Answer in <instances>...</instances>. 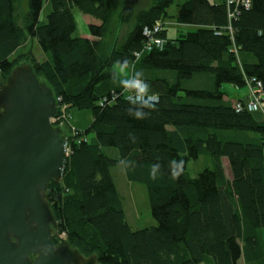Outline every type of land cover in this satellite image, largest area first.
Returning <instances> with one entry per match:
<instances>
[{"label": "trees", "instance_id": "trees-1", "mask_svg": "<svg viewBox=\"0 0 264 264\" xmlns=\"http://www.w3.org/2000/svg\"><path fill=\"white\" fill-rule=\"evenodd\" d=\"M26 1L22 27L16 0H0V77L19 66L13 55L24 42L35 40L44 58L24 59L57 112L91 115L87 128L64 139L62 178L47 185L53 244L63 238L97 264H264V118L247 109L243 95L229 94L248 84L264 90V0L246 7L184 0L173 19L195 29L172 38L165 25L153 30L173 0H153L108 54L102 38L110 16L119 11L128 20L130 0ZM75 10L100 22L88 26V38L76 34ZM145 29L162 46L145 50ZM117 60L143 72L159 96L148 118L128 114L124 90L111 78ZM201 156L211 167L192 178L187 165ZM171 160L184 162L177 180L169 175ZM131 161L134 169L122 168ZM153 163L164 172L156 181L149 179ZM114 168L145 187L154 225L130 226Z\"/></svg>", "mask_w": 264, "mask_h": 264}, {"label": "water", "instance_id": "water-1", "mask_svg": "<svg viewBox=\"0 0 264 264\" xmlns=\"http://www.w3.org/2000/svg\"><path fill=\"white\" fill-rule=\"evenodd\" d=\"M56 115L51 91L27 62L0 80V264H97L63 238L52 242L47 185L61 180L67 157Z\"/></svg>", "mask_w": 264, "mask_h": 264}, {"label": "rangeland", "instance_id": "rangeland-1", "mask_svg": "<svg viewBox=\"0 0 264 264\" xmlns=\"http://www.w3.org/2000/svg\"><path fill=\"white\" fill-rule=\"evenodd\" d=\"M184 0H173L171 8L175 9L176 6L180 5ZM212 2L218 3L219 0H211ZM17 2V21L20 26L24 27L25 17L27 14V1L26 0H16ZM153 0H130V5L132 8L131 15L125 20V18H120L119 11H116L110 16L109 22L106 26L105 35L102 38L103 42V51L105 54H108L113 47H120L124 44L129 33L135 27L137 22V17L139 12L148 9ZM172 9V10H173ZM75 22H76V34L84 37L88 35V26L95 25L99 26L100 22L89 15H83L82 13L75 10L74 12ZM174 15H171L170 9L168 17L164 21L166 35L170 38L176 37L181 33H186L188 30L195 29L193 26L184 27L183 25H178L174 21ZM44 17H40V21H44ZM184 28V29H183ZM25 56H32L35 60H42L44 58L43 53L41 52L37 42L32 39H27L22 47H20L13 55L14 59H19L21 61L27 62V59H24ZM29 63V62H27ZM131 74V71L129 72ZM2 77H0V80ZM227 87V86H226ZM231 95L237 94V97L243 95V97H251L256 95L261 91L246 87L243 90H233L230 88L229 91ZM125 98L128 97L129 93L123 91ZM78 112H87V113H78ZM260 118H264V105L263 113L256 112ZM65 118L55 121L52 125L54 128L60 131L62 138L66 139L71 136H76L81 130H84L88 127L91 121V115L89 111H77L71 110L68 112V109H65ZM81 114H87L82 115ZM211 160L208 157L201 156L197 161H190L187 165L189 175L193 178L198 173L203 171L205 168L211 167ZM225 169L227 170V164L223 162ZM228 171V170H227ZM116 186L119 193L124 199V210L128 223L134 229H141L149 227L155 224L154 220L150 215V210L147 201L146 190L143 185L130 183L126 181L123 171L120 168H114L112 170ZM93 258V256H90Z\"/></svg>", "mask_w": 264, "mask_h": 264}, {"label": "clouds", "instance_id": "clouds-1", "mask_svg": "<svg viewBox=\"0 0 264 264\" xmlns=\"http://www.w3.org/2000/svg\"><path fill=\"white\" fill-rule=\"evenodd\" d=\"M131 71V74L129 72ZM112 80L116 83L122 90L129 93L127 100L131 107L127 109L128 114L135 119L143 120L148 118L151 111L156 109V105L159 102V96L151 92V85L144 78V74L141 71H136L131 69V66L127 60L119 61L117 60L113 65ZM147 109L148 111H145ZM130 138L135 143V137L130 133ZM159 159V157H157ZM124 160L121 159L118 162V166ZM182 160H171L169 162V175L173 180L179 179L183 174ZM136 166L135 161H131V165L127 167H122L125 170L134 169ZM164 175L162 170V165L160 163H153L149 170V179L156 181Z\"/></svg>", "mask_w": 264, "mask_h": 264}, {"label": "built area", "instance_id": "built-area-1", "mask_svg": "<svg viewBox=\"0 0 264 264\" xmlns=\"http://www.w3.org/2000/svg\"><path fill=\"white\" fill-rule=\"evenodd\" d=\"M227 4H233V3H240L242 5H244L245 7L248 6V0H226L225 1ZM161 23H156L153 33H158L159 31H161L162 27H161ZM145 35L147 37H151L145 44L144 49L145 50H151L153 47H160L163 44L162 40H158L152 37L151 32H149V30L145 29L144 30ZM247 87L252 88V89H256L261 91L260 93H257L256 95H252L251 97H244V103L247 107V109L249 111L252 112H259V113H263V105H264V90L260 89V84H258L257 86H252L250 84L247 85ZM237 108H239V106H237ZM63 114L57 112L56 118L52 120V124L59 120V119H63Z\"/></svg>", "mask_w": 264, "mask_h": 264}, {"label": "crops", "instance_id": "crops-1", "mask_svg": "<svg viewBox=\"0 0 264 264\" xmlns=\"http://www.w3.org/2000/svg\"><path fill=\"white\" fill-rule=\"evenodd\" d=\"M173 8H170V13H171V15H176V13H177V6L175 7V9H173ZM184 27H188V26H185V25H183ZM184 29V28H183ZM84 37H89L88 35H84ZM168 37V36H167ZM78 113H87V112H78ZM82 115V117H83V115H86L87 116V114H81ZM258 117H259V115H257Z\"/></svg>", "mask_w": 264, "mask_h": 264}, {"label": "flooded vegetation", "instance_id": "flooded-vegetation-1", "mask_svg": "<svg viewBox=\"0 0 264 264\" xmlns=\"http://www.w3.org/2000/svg\"><path fill=\"white\" fill-rule=\"evenodd\" d=\"M59 243V241H57V243H55L54 245H57ZM80 256V255H79ZM81 257V256H80ZM82 258V257H81ZM83 259V258H82ZM84 260V259H83Z\"/></svg>", "mask_w": 264, "mask_h": 264}]
</instances>
